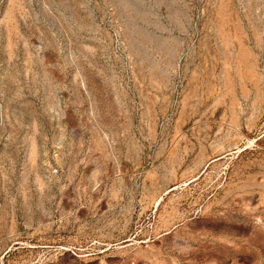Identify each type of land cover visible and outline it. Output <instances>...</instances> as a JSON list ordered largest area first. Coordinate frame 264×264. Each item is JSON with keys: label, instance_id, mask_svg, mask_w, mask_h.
Returning <instances> with one entry per match:
<instances>
[{"label": "rangeland", "instance_id": "1", "mask_svg": "<svg viewBox=\"0 0 264 264\" xmlns=\"http://www.w3.org/2000/svg\"><path fill=\"white\" fill-rule=\"evenodd\" d=\"M0 264H264V0H0Z\"/></svg>", "mask_w": 264, "mask_h": 264}]
</instances>
